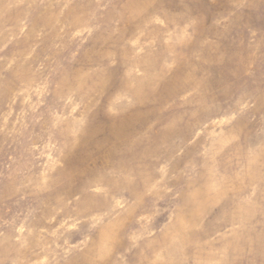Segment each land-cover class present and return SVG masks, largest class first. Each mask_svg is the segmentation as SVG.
I'll return each mask as SVG.
<instances>
[{
	"label": "rangeland",
	"instance_id": "374dc122",
	"mask_svg": "<svg viewBox=\"0 0 264 264\" xmlns=\"http://www.w3.org/2000/svg\"><path fill=\"white\" fill-rule=\"evenodd\" d=\"M0 264H264V0H0Z\"/></svg>",
	"mask_w": 264,
	"mask_h": 264
}]
</instances>
